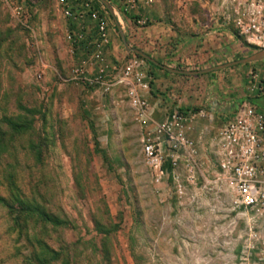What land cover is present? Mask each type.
Instances as JSON below:
<instances>
[{
  "label": "rangeland",
  "instance_id": "374dc122",
  "mask_svg": "<svg viewBox=\"0 0 264 264\" xmlns=\"http://www.w3.org/2000/svg\"><path fill=\"white\" fill-rule=\"evenodd\" d=\"M105 1L127 47L174 70L264 52V0ZM109 11L0 0V264H264V190L236 203L212 153L226 114L264 103V59L171 72L126 50ZM99 20L111 33L96 50ZM172 112L194 166L158 175L142 143Z\"/></svg>",
  "mask_w": 264,
  "mask_h": 264
},
{
  "label": "built area",
  "instance_id": "2783aa9c",
  "mask_svg": "<svg viewBox=\"0 0 264 264\" xmlns=\"http://www.w3.org/2000/svg\"><path fill=\"white\" fill-rule=\"evenodd\" d=\"M64 13L66 16L74 14L69 10ZM97 30L100 43L96 44V50L107 40L104 20H99ZM144 87V84L138 83L128 90V97L140 122L148 119ZM183 120L182 116L172 112L162 123L153 124V130L146 134L148 137L142 143V153L148 166L158 175L162 174V163L175 166L182 162L187 171L194 166L196 140L182 127ZM213 138L212 153L217 157L216 167L234 191L235 202L244 208L261 204L263 195L260 191L264 190V110L244 100L224 116L221 124L216 126Z\"/></svg>",
  "mask_w": 264,
  "mask_h": 264
},
{
  "label": "water",
  "instance_id": "95a60500",
  "mask_svg": "<svg viewBox=\"0 0 264 264\" xmlns=\"http://www.w3.org/2000/svg\"><path fill=\"white\" fill-rule=\"evenodd\" d=\"M99 1H101L105 6L108 7L107 2L105 0H99ZM114 23H115L116 30L118 31L120 37L122 38L124 47L127 50L134 51V52L138 53L139 55H141V57H143V58L149 60L150 62H152L153 64L158 65L159 67H162L163 69L168 70V71H171V72H177V73H192V74H195V73H200V72H206V71H209V70H212V69H216V68L227 67V66H230V65H233V64H236V63H244V62H250V61H256V60L264 59V52H259V53L251 54V55H249V56H247L245 58L239 59V60L231 61V62L222 64V65L214 66V67L207 68V69H203V70H200V71L185 72V71H180V70H174V69L165 67L163 65H160L155 60L147 57L146 54H144V53H142V52H140V51H138V50H136L134 48L127 47V45H126V43H125V41L123 39V36H122L121 30L119 28V25L116 23V20H114Z\"/></svg>",
  "mask_w": 264,
  "mask_h": 264
},
{
  "label": "trees",
  "instance_id": "16d2710c",
  "mask_svg": "<svg viewBox=\"0 0 264 264\" xmlns=\"http://www.w3.org/2000/svg\"><path fill=\"white\" fill-rule=\"evenodd\" d=\"M250 102L252 101V102H254L253 100H249ZM259 103V102H258ZM258 103L257 102H255V105H257L258 106ZM261 106V105H260ZM262 107H264V106H262ZM30 207V206H29ZM29 207H26V210L27 211H29V212H36L39 216L41 215L43 218H44V220H46V221H48V222H50V223H52V224H58L59 222L57 221V222H54L55 220H52V218H50V217H45L44 216V214H43V212H41L39 209H37L36 207H31V208H29Z\"/></svg>",
  "mask_w": 264,
  "mask_h": 264
},
{
  "label": "crops",
  "instance_id": "0c3cea01",
  "mask_svg": "<svg viewBox=\"0 0 264 264\" xmlns=\"http://www.w3.org/2000/svg\"><path fill=\"white\" fill-rule=\"evenodd\" d=\"M101 2V1H100ZM101 4L104 6V8H106L108 11H109V8L107 7V6H105L102 2H101ZM108 5V4H107ZM77 10V9H76ZM110 12V11H109ZM110 15H111V12H110ZM111 17H112V19L113 20H115V18L111 15ZM93 27H94V25H93ZM114 28H115V30H116V27H115V25H114ZM117 31V30H116ZM107 33H108V35L110 36V29L108 30L107 29ZM117 33H118V31H117ZM122 33V32H121ZM119 34V33H118ZM120 36V35H119ZM122 36H123V34H122ZM121 38V37H120ZM123 39H124V41H125V38H124V36H123ZM121 40H122V38H121ZM122 43H123V41H122ZM126 43V42H125ZM124 45V44H123ZM126 49V48H125ZM127 50V49H126ZM263 99H264V97H263ZM254 104V103H253ZM264 106V103L263 102H259L258 103V106Z\"/></svg>",
  "mask_w": 264,
  "mask_h": 264
}]
</instances>
